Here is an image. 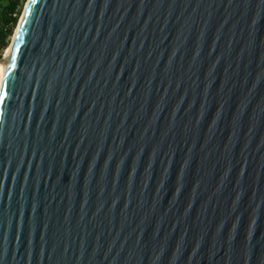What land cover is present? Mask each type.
Listing matches in <instances>:
<instances>
[{
  "label": "water",
  "instance_id": "water-1",
  "mask_svg": "<svg viewBox=\"0 0 264 264\" xmlns=\"http://www.w3.org/2000/svg\"><path fill=\"white\" fill-rule=\"evenodd\" d=\"M0 264H264V0H29Z\"/></svg>",
  "mask_w": 264,
  "mask_h": 264
},
{
  "label": "trees",
  "instance_id": "trees-1",
  "mask_svg": "<svg viewBox=\"0 0 264 264\" xmlns=\"http://www.w3.org/2000/svg\"><path fill=\"white\" fill-rule=\"evenodd\" d=\"M26 1L0 0V58L2 57V50L9 46V37L19 24Z\"/></svg>",
  "mask_w": 264,
  "mask_h": 264
},
{
  "label": "bare ground",
  "instance_id": "bare-ground-1",
  "mask_svg": "<svg viewBox=\"0 0 264 264\" xmlns=\"http://www.w3.org/2000/svg\"><path fill=\"white\" fill-rule=\"evenodd\" d=\"M28 1H29V0H28ZM28 1H27V4H28ZM27 4H26V6H27ZM25 9H26V7H25ZM25 9H24V11H25ZM23 14H24V12H23ZM23 14H22V16H21V18H20V21H19L18 27L16 28V31H15L14 37H13V39H12L11 47H12V44H13L14 38H15V36H16L17 30H18V28H19V25H20L21 19H22V17H23ZM11 47H10L9 50H8V48H7L8 51L6 50L4 56H3L2 59L0 60V68H2L3 65L5 64V62H6V60H7V57H8V55H9V53H10Z\"/></svg>",
  "mask_w": 264,
  "mask_h": 264
},
{
  "label": "rangeland",
  "instance_id": "rangeland-1",
  "mask_svg": "<svg viewBox=\"0 0 264 264\" xmlns=\"http://www.w3.org/2000/svg\"><path fill=\"white\" fill-rule=\"evenodd\" d=\"M27 1H28V0H27ZM27 1H26V2H27ZM26 2H25V5L27 4ZM25 5H24V8H23L22 14H23L24 9H25V7H26ZM22 14H21V16H22ZM21 16H20V18H21ZM19 20H20V19H19ZM18 23H19V22H18ZM17 27H18V26H17ZM17 27H16V28H17ZM15 31H16V29L14 30V33L12 34L13 36L11 35V36L9 37V44H8L9 46L7 47L8 50H9L10 47H11V43H12V39H13V37H14ZM7 48H4V49L2 50V57L4 56V54H5L6 50H7ZM8 50H7V51H8Z\"/></svg>",
  "mask_w": 264,
  "mask_h": 264
}]
</instances>
